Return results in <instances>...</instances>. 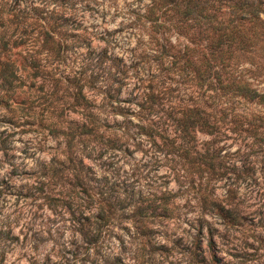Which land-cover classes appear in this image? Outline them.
I'll return each instance as SVG.
<instances>
[{
	"label": "rangeland",
	"instance_id": "rangeland-1",
	"mask_svg": "<svg viewBox=\"0 0 264 264\" xmlns=\"http://www.w3.org/2000/svg\"><path fill=\"white\" fill-rule=\"evenodd\" d=\"M149 2H19L43 11L32 14L38 25L23 24L25 40L22 24L2 37L21 44L0 50V68H12L8 84L0 69V264H264V102L232 104L257 125L256 137L227 132L204 143L211 137L194 127V142L181 138V119L213 112L215 99L194 67L159 52L141 16ZM53 22L63 32L58 55L41 45L40 25ZM163 35L177 48L186 43L173 29ZM32 61L36 77L27 74ZM257 68L248 80L264 91V62ZM87 112L109 131L124 128L129 150L118 142L99 154L106 147L82 135L67 147L55 127ZM134 123L160 137L152 143ZM236 148L251 153L250 173L244 156L231 155ZM203 156H213L220 177Z\"/></svg>",
	"mask_w": 264,
	"mask_h": 264
},
{
	"label": "trees",
	"instance_id": "trees-1",
	"mask_svg": "<svg viewBox=\"0 0 264 264\" xmlns=\"http://www.w3.org/2000/svg\"><path fill=\"white\" fill-rule=\"evenodd\" d=\"M20 1L22 0H11L8 2L9 4H0V25L4 27L0 32L1 51L9 50L10 47L15 48L21 44L17 43L16 39H12L9 43L8 39H2L7 28L10 26L20 27L22 24L20 29L23 33L18 38L25 40L23 24L27 19L38 25L33 15L39 16L43 7L29 4L27 6L29 9L26 11L25 7L19 6ZM45 12L49 14V17H54V9L45 10ZM262 12H264V0H150L145 8V12L141 16L149 22L151 31L149 37L157 44L159 52L167 57L181 59L185 66L194 67L197 82L212 89L208 96L211 101L215 99L213 112L207 113L203 108L201 115H187L181 119V131L183 132L181 138L187 139L186 142L189 140L194 142V136L189 131L194 127L200 133L211 137L208 141H203L204 143H213L215 138L227 135V132L233 133V136L243 133L256 137L257 125L253 123L252 119L241 111L235 110L236 113H233L231 110H233L232 104L234 103H236V108L237 105L246 102H264V91L257 90L248 80L254 75V69L261 67L264 62V46L261 44L264 41V19L260 16ZM25 25L27 24L25 23ZM40 27L43 30L42 47H46L58 55L59 46L62 43L59 42L58 36L60 35L58 34H63V32L55 22L47 27L42 25ZM171 29L186 39V43H182L180 48H177L179 44L169 42L163 35ZM102 56L105 57V55ZM244 64L247 66L241 68ZM0 69L1 73L7 71V74L5 73L1 79L2 83H10L9 76H12L10 71L12 68L1 65ZM28 69L27 74L30 77H36L39 74V69L37 65H34V62L28 66ZM238 69H244L248 75L245 76ZM107 88L105 86L103 89L104 98L111 100L113 93L110 92V87ZM81 89L82 85L75 86L73 98L76 103L79 100H84ZM111 108H117L115 114L122 118L118 121L113 119V122L125 127V121L129 122V119H123L122 109L119 106ZM82 117L80 123L73 122L74 124L68 125L66 129L62 128V124L58 128L55 127L62 135L67 136L65 137L67 147L71 145L74 136L82 135L91 137L97 145L99 143L106 147V149H102V147L99 154L106 152L109 148H115L118 142H121V145L124 144V150H129L125 143L126 135L124 138L122 137L125 133L127 134L124 128L118 134L105 129L108 124L104 118L102 119L104 123L99 122V117L89 112L84 113ZM53 124L55 125L56 122ZM135 126L152 143L155 142L157 133L145 131L144 126L140 124ZM231 155L233 158L244 156L240 161L241 169L250 173L253 164H250L248 158L251 153L240 152L236 148ZM212 160L213 156L204 157L203 166H206L212 174H217L220 177L223 173L215 171V163ZM78 162L81 163V158L78 159ZM233 168L235 169L236 166ZM79 232L81 235L85 234L84 231L79 230Z\"/></svg>",
	"mask_w": 264,
	"mask_h": 264
}]
</instances>
